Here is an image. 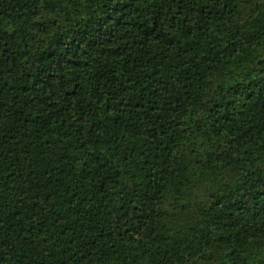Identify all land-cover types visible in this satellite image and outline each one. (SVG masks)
<instances>
[{
    "label": "trees",
    "instance_id": "16d2710c",
    "mask_svg": "<svg viewBox=\"0 0 264 264\" xmlns=\"http://www.w3.org/2000/svg\"><path fill=\"white\" fill-rule=\"evenodd\" d=\"M0 264H264V0H0Z\"/></svg>",
    "mask_w": 264,
    "mask_h": 264
}]
</instances>
